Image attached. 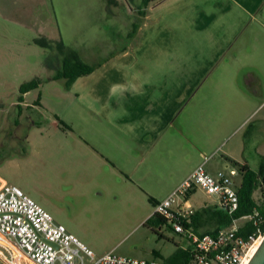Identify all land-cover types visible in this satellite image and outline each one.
I'll use <instances>...</instances> for the list:
<instances>
[{"label":"rangeland","instance_id":"obj_1","mask_svg":"<svg viewBox=\"0 0 264 264\" xmlns=\"http://www.w3.org/2000/svg\"><path fill=\"white\" fill-rule=\"evenodd\" d=\"M140 6L141 0H0V174L97 257L115 251L130 258L168 260L192 246L168 227L146 224L153 212L148 194L176 185L198 162H206V171L216 176L224 156L246 150L243 141L256 128L252 141L264 154V39L259 33L260 43L252 41L256 46L249 41L242 55L228 57V66L215 67L205 73L204 82L189 85L186 77L204 74L198 69L206 57L170 51L172 46L157 36L159 10L150 19L149 6L146 17L138 14ZM134 24L139 30L130 41ZM39 38L48 45L36 43ZM59 40L63 55L76 52L91 65L124 46L136 48L113 64L122 67V77L145 80L143 93L106 111L108 88L99 77L86 87L55 80L62 59ZM179 75L183 82H177ZM222 75L225 79L219 80ZM36 80L40 85L22 95L21 87ZM156 95L160 99L153 107L165 108L167 115L175 111L157 135V146L137 158L134 149L126 150L116 128L136 127L146 139V123L153 118L146 117L143 102ZM20 96L40 107L24 108L19 116ZM191 203L220 208L218 198L202 190ZM0 250V264H8L9 253Z\"/></svg>","mask_w":264,"mask_h":264},{"label":"crops","instance_id":"obj_2","mask_svg":"<svg viewBox=\"0 0 264 264\" xmlns=\"http://www.w3.org/2000/svg\"><path fill=\"white\" fill-rule=\"evenodd\" d=\"M148 8L150 9L149 13L147 12ZM148 8L145 10V16L143 17H146L148 13L150 19H152L154 12L159 10L160 15L156 18V23L157 29L159 27L161 34H157V36L160 41H165L168 43L167 45L172 46L168 47L170 51L176 50V54L179 56L206 57V63L198 69V71L204 74L201 76L197 74L189 80L188 77H186V82H188L189 85L204 82L205 73L211 69L213 70L215 67L224 68L228 66L227 64L230 59L228 57L242 55L241 50L244 49L243 47L245 45L249 44V41L250 45L256 46L257 43L252 41L254 39L258 42L259 33H262L264 39V0H158L150 4ZM133 37H131V33L127 35L130 41ZM132 50L135 51L136 48L128 49V47L124 46L119 51L112 52L110 57L105 61L95 64L98 65V67L92 73L77 78L72 84V87L91 86L92 83L98 81L94 78L99 77V82L108 88L107 95L109 103H107V107L105 108L106 111H109V109L120 100L123 101L133 98L136 92L140 94L143 93V89L147 84L145 80L140 81V78L134 80L130 76H128V79L124 78L121 76L122 67L120 68L117 66L118 64H113V62L116 63L121 57L132 56ZM169 50L160 49L161 52H170ZM151 52L152 50L149 53L151 54ZM78 57L83 63L88 64L79 55ZM61 65L62 61L60 60L59 70L61 69ZM249 65L252 66L254 64L249 62ZM179 67L182 68L181 65H179ZM181 78L182 77L179 75L177 82H183ZM224 79L225 76L222 75L219 80ZM181 86L183 87V84ZM159 99L160 96L158 95L153 98L147 96L143 102L142 109H144V111L146 109L149 110V116L146 117L153 118L149 123H146L148 127L146 129V135H148L146 139L136 133V127L129 131L127 128L123 127L118 129L112 123V126L116 128V132L120 131L122 134L125 145H127L126 150L134 149L133 155L137 156V158L143 154L142 151L149 152L150 149L157 146L159 142L156 141L158 140L157 135L163 131L168 119L174 114V109L169 110L167 115V110L165 108L161 106L153 107V101L157 104ZM181 99H183V97ZM21 105L23 108L32 106L34 110L40 107V104L37 105L35 102L31 105L23 101ZM103 117L105 119L108 116L106 114ZM153 122L157 124L153 126ZM258 132V128L252 130V133L243 141L246 150H242L239 154L235 152L226 154L224 156L225 163H223V169H219L217 173L229 169L230 160L239 163H247L252 169L259 168L264 154L260 150L258 143L254 140L252 141L254 135L256 137ZM181 134L185 136L184 131ZM28 138L26 140L29 144ZM195 145H198L197 142ZM24 152L26 153V151ZM122 158L120 157L118 159L123 161ZM118 159L116 161H119ZM123 162L119 165L122 166ZM198 164H194L193 168H191L187 174L180 177L176 185L166 188L161 194L150 193L148 194V196L150 195L149 198L159 202L168 197ZM0 178L7 181L1 174ZM196 192L191 195L190 203ZM149 203L153 208V212L148 219L153 216L155 206L151 201H149ZM191 205L194 207L195 211L206 206L218 207L216 204L210 203H204L197 207L192 203ZM163 228H165L164 225L159 226L158 229L161 230ZM216 228V226L209 225L201 228L197 233L208 234L214 232ZM182 240L185 244H188V241H186L184 237H182ZM182 246L183 245H181V247Z\"/></svg>","mask_w":264,"mask_h":264},{"label":"built area","instance_id":"obj_3","mask_svg":"<svg viewBox=\"0 0 264 264\" xmlns=\"http://www.w3.org/2000/svg\"><path fill=\"white\" fill-rule=\"evenodd\" d=\"M205 163L198 165L168 197L157 202L153 215L163 217L165 227L190 243L189 264H243L250 260L254 254L251 251L257 243L260 245L264 233L258 228L248 238L240 236L239 221L253 220L258 217L257 212L234 220L231 227L222 228L215 235L187 228L195 213L189 197L193 191L202 190L217 197L220 207L230 215L239 209L237 169L230 167L212 176ZM254 223L258 225L257 221ZM0 247L10 255L5 258L8 264H167L164 260L126 257L115 251L97 257L21 188L1 178ZM0 254L4 255V251L0 250Z\"/></svg>","mask_w":264,"mask_h":264},{"label":"trees","instance_id":"obj_4","mask_svg":"<svg viewBox=\"0 0 264 264\" xmlns=\"http://www.w3.org/2000/svg\"><path fill=\"white\" fill-rule=\"evenodd\" d=\"M142 6L137 9L140 16H145V10L147 7L157 2L158 0H141ZM139 25H133V32L131 37H133L138 31ZM36 43L46 47L47 40L45 38H39ZM57 50L62 55V65L61 69L57 72L55 80L64 79L66 81V86L71 87L75 80L81 76L88 75L92 73L98 65H88L83 63L76 52H71L69 55H63L65 46L62 40L56 42ZM40 85L39 81H32L21 87V94H26L27 92L33 90ZM20 102L24 101L23 96L19 98ZM37 105L40 103L37 102ZM20 111L22 108L18 105ZM27 137H25L26 141ZM230 167L236 168L238 171L237 178H240V182L236 184V190L239 197V209L230 215L224 211L221 207H210L206 206L195 211L191 223L187 225V228H192L196 232L203 227L209 225L216 226L214 232L208 233L215 235L218 230L222 228L231 227L234 220H240L243 217L253 215L254 212L258 213V217L253 220H246L238 229V235L248 238L252 235L258 228L262 233H264V157L262 158L260 167L257 170L252 169L247 163H239L237 161L230 160ZM237 181H235L236 183ZM196 191L191 192L189 197ZM153 204L157 202L152 198H149ZM257 221L258 225H255ZM151 223L155 226H165V219L159 215H153L150 217L146 224ZM192 259L191 250L179 249L175 254L172 255L168 260H164L167 264H189Z\"/></svg>","mask_w":264,"mask_h":264},{"label":"water","instance_id":"obj_5","mask_svg":"<svg viewBox=\"0 0 264 264\" xmlns=\"http://www.w3.org/2000/svg\"><path fill=\"white\" fill-rule=\"evenodd\" d=\"M247 264H264V237Z\"/></svg>","mask_w":264,"mask_h":264},{"label":"flooded vegetation","instance_id":"obj_6","mask_svg":"<svg viewBox=\"0 0 264 264\" xmlns=\"http://www.w3.org/2000/svg\"><path fill=\"white\" fill-rule=\"evenodd\" d=\"M20 105V104H19ZM34 106V105H33ZM19 107V106H18ZM20 107L22 108V111H20V114H19V116L20 115H22L23 114V112H24V108L22 107V105H20ZM20 109V108H19ZM26 109H28V110H31V111H34V108L31 106V107H27ZM18 122V121H17Z\"/></svg>","mask_w":264,"mask_h":264},{"label":"bare ground","instance_id":"obj_7","mask_svg":"<svg viewBox=\"0 0 264 264\" xmlns=\"http://www.w3.org/2000/svg\"><path fill=\"white\" fill-rule=\"evenodd\" d=\"M258 245H259V243H257L255 246H254V248H253V250L251 251V253H254L255 251H256V248L258 247ZM248 263V261H245L243 264H247Z\"/></svg>","mask_w":264,"mask_h":264}]
</instances>
